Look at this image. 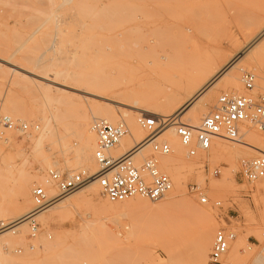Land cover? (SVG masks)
Here are the masks:
<instances>
[{
  "label": "rangeland",
  "instance_id": "rangeland-1",
  "mask_svg": "<svg viewBox=\"0 0 264 264\" xmlns=\"http://www.w3.org/2000/svg\"><path fill=\"white\" fill-rule=\"evenodd\" d=\"M263 24L264 0H0V59L36 74L76 69L98 74L109 71L111 74L104 72L102 75L131 78L144 94L152 95L162 90L157 94L158 98H165V101L169 98L166 103L174 105L167 113L170 118L184 117L189 119L184 122L191 124L197 109L205 110L203 118L214 109L222 92L231 91L225 84L232 75L240 77V90L235 93L244 92L242 70L255 72L264 87V56L259 69L250 63L248 52V43L252 44L253 40L252 46L255 45ZM244 34H249V38ZM96 45H102V48H96ZM193 75L194 79L189 80ZM189 87L194 89L188 93ZM10 89V74L0 73V105ZM205 91L208 93L201 101L202 97H198ZM11 92L10 95L16 94L10 100L12 116L39 124L38 132L41 123L31 118L42 116V111L36 109L37 106L42 109V101L23 88ZM84 96L79 93L75 105L81 107L84 104L82 107L90 111L89 105L93 104L87 101L88 96ZM62 108L65 110L62 109L59 124H55L43 150L37 153L32 151L31 143L36 131L30 134L10 131L13 155L8 165L0 162V264H193L196 242L206 220L215 221V232L219 227L236 233L245 229L249 231L247 240L251 248L258 252L264 249V228L261 226L264 212L261 202L255 198L257 182H247L238 173L242 158L260 154L249 148L233 173L236 186L225 189L219 184L223 171L231 169L229 160L216 155L215 158L209 152L207 161L203 162L202 154L189 157L183 146V162L190 165V169L181 173L182 197L179 199L192 202H179L176 210L168 215L154 216L136 229L129 226H133L129 219L112 218L110 222L112 215L98 214L79 192L80 188L63 197L70 199L71 207L63 212L53 209L42 212L37 217L38 232L35 237H30L29 229L23 231L18 227L20 219L26 215L21 211L17 197L22 179L37 174L46 178V171H41L43 160L57 158L62 164L65 160L73 161L81 142L85 113L81 110L69 112L67 106ZM248 129L264 138V131L255 127ZM29 135H33L31 140ZM245 140L243 136L241 141ZM228 144L235 146L231 141ZM111 154L118 156L112 151ZM174 156L173 147L171 154L160 156L161 167ZM216 167L220 168V175L213 174ZM163 170L168 172L166 166ZM194 183L210 199L222 200L223 207L202 203L199 195L189 189ZM98 199H104L100 192ZM258 206H261L260 210ZM193 207H200L207 213L195 212ZM245 210L251 213L250 218L246 217ZM86 220L102 221L108 229L88 228V234L83 237L85 240L81 239L80 227ZM57 234L66 236V249L56 252L45 249L42 236L51 242ZM167 250L176 256L175 262L164 263L168 260ZM235 262L264 264V257ZM221 264H224L223 258Z\"/></svg>",
  "mask_w": 264,
  "mask_h": 264
},
{
  "label": "bare ground",
  "instance_id": "bare-ground-1",
  "mask_svg": "<svg viewBox=\"0 0 264 264\" xmlns=\"http://www.w3.org/2000/svg\"><path fill=\"white\" fill-rule=\"evenodd\" d=\"M260 28L261 30L259 31V35L257 36L258 38L257 37H256L257 39L255 38L256 40L255 41L256 43L254 42L255 45L252 46L253 40L251 41L252 44L248 43L249 56L251 55L250 63L253 65L255 64L257 66L256 68H259L261 66V60L263 59V56H264L263 55L264 54V26H261ZM248 35L249 34L246 35L247 39L249 38ZM90 41L91 40H89V42ZM105 41L110 42L111 40L110 41L105 40ZM87 43L88 42H86V44ZM102 44L103 46H105L104 42H102ZM97 45H96V48H102L101 47L102 45H100V47L99 46L97 47ZM37 65L39 66L38 63ZM4 72H8L11 76V88L12 89L8 91L6 95V100L3 102L2 105H0L1 112L4 111V113L6 112L8 114H11V116L13 115L12 113L13 103L10 100H13L15 98L13 97V95L16 96V94L10 95V92L11 91L14 92V90H18L19 88L29 90L32 94H34L37 100L42 101L41 103L42 109H40L39 106H37L36 108L37 111H42L43 113L42 116L39 118L38 116L31 118V119L38 120L41 123L40 130L38 132L36 131L37 134L34 135L32 140L31 138L33 135H29V140H31V143L33 146L32 151H34L35 153L43 150L46 139L48 138L49 135H51V133H53L55 129L54 128L55 124H57L60 121L61 116H63L61 115V113L63 114L64 112V111L62 112V109L65 110L64 108H62L63 106H67L69 108V112L74 111V110H81L82 113H85L86 115L85 120L82 125V134L80 136L81 142L76 151L73 161L65 160L66 162L62 164V162H60L57 158L55 159L47 158L45 161L43 160L42 167H41V171H44V172L48 168H57L60 171H67V172L79 171L82 169L86 170L89 173H94L97 171L98 167L93 158V150L96 146V135L90 129V126L94 120L102 118V119H106L107 121L114 123L120 119L129 124V133H128L129 135H125L124 137H122L118 141V143L109 150L110 153L112 151V153L118 156H122L130 152L139 143L147 139V132L141 127L138 121V118L142 114L153 113V114L161 115L162 116L161 118L170 117L171 115L169 116V114L167 113L169 111V108H171V106H174V105L170 106L171 103L170 104L166 103L167 99L169 98H166V101H165V98L163 99L161 97L163 99L162 100L160 96L158 98L157 94L158 93L161 94L162 90L161 91L157 90V93H154V94L152 93V95L154 96L156 95L157 97L150 95L151 93L144 94L136 88L135 81L132 80L131 78L124 79L121 76L120 78L119 77L111 78V76L106 77V74H104L105 76L102 75L105 71L103 72L101 71L100 72L101 74H98L99 72H92V71H87V70L80 72V71H76L75 69V70H70V71L63 70L61 72H56V73L54 72V73H46V74H36L30 70L21 69L17 67L16 65H14L13 63L8 62L7 60L0 59V73H4ZM105 73H107L108 75L109 73L111 74V72L109 71L108 72L106 71ZM199 74H201L202 76L203 73L200 72ZM122 76L124 77V75ZM238 76L239 75L237 76L232 75L231 79L228 80L229 83L225 84L226 85L225 88H227L228 90L230 89L233 92H238L240 90V85H241L240 77ZM204 78L205 80L207 79L206 77ZM191 79L192 80L194 79V75L189 77V80ZM193 89L194 88L189 87V90L187 92L189 93V91H192ZM79 93L85 94L86 96H88L87 101L90 100V102L93 104V106L89 105L91 108L89 109L90 111H86L85 107L84 108L82 107L84 106V104H82L81 107L85 110H82L81 107H76L77 105H75V101L76 99L79 98ZM207 93L208 92L205 91L203 93V96L198 97V99L202 97L201 98V101H202V99H204L205 94ZM82 99H81V102H82ZM79 103H77L78 106L81 104ZM168 103H169V100H168ZM201 110L197 109L196 114L194 115L193 119H191V125L197 127L201 124L202 119H203L202 115H203V112L205 111L204 110L201 112ZM71 117H74V116H71ZM171 120L173 121L170 124L168 123L164 127L160 138H163L171 142L176 152V156H174L173 158H170L169 160H166V162L163 161L165 162L164 164L161 163L164 168L165 166L168 168V172L172 177V180H173L172 189L165 195L164 198L159 200V202L156 201L157 203L150 202L146 199H142L139 197L134 198V199H129V200H126L120 203H111L105 198L102 200L98 199V193L100 192V189L98 185L96 184V182L92 180L91 182L86 184L84 187H82L81 191L79 192L83 193V197L86 198L90 202V204L95 207V209L98 211L97 212L98 214L102 216L112 215L110 217L111 219L110 222L113 219H117V218L129 219L132 221L131 223H133V226L132 224L129 226H131L132 229L133 228L136 229L141 224L143 225L145 222H147V220L151 219L154 216L168 215L167 213H170L171 211L176 210L178 208L177 206L179 202L180 203L181 202L182 203L192 202V200L179 199L180 197H182L180 176L182 172H184L185 170L188 171L190 169V165H188L187 163L185 164L183 162L185 149L183 145L181 144V142L178 141L179 139L177 138V135L175 133V124L178 122H184L185 120L189 121V119H186L184 117L174 116L171 118ZM10 134H11L10 131H6L5 135L1 137L0 139V162L5 165L9 164L10 158L13 155L11 152L12 148L9 143L11 141L9 139ZM244 136L246 139L245 142L243 141L234 142L235 146H232L233 144L232 145L228 144V142L230 143V141L228 140L217 139L212 149L210 150L211 152L210 155L214 154V156L216 155L219 158L220 157L227 158L229 160L231 169L223 171L220 184L218 183L219 187L221 188L227 189V188H234L236 186V181H235V176H234L235 174L233 173L237 169L238 162L240 158L243 156L246 149L249 148L255 152L260 153V151L264 147V138L258 132L251 130V129H248V130L245 129ZM141 149H142L141 153H144L146 151L150 152L149 148L146 147V145H143ZM216 156L215 158H217ZM22 182H21L22 186L20 185L21 187L19 189V192L17 191L18 193L17 197H18L21 211H23L26 214L33 207V201L31 199V190L34 187L33 186L34 184H42L46 187L47 191L53 192L49 188L50 184L49 183L47 184L46 178L39 174L34 175L33 177L25 176V178L22 179ZM256 185L257 187H256V197L255 198L261 202L262 209L264 212V180L258 181ZM56 203H54L53 205H55ZM53 205H51L50 207H52ZM50 207H48L47 209L61 210L63 212L65 209L71 207V202H70V199L67 197V198H63L62 202L56 204L53 208H50ZM260 207L258 206L259 210L261 209ZM194 211L198 213H207L205 210H203L200 207L194 208ZM245 212H246V217L250 218L251 213L248 212L247 210H245ZM215 226L216 225H215L214 220H206L204 222V229L199 239L196 242V249L193 255V264H207L208 256H209V253L211 252V248L213 244ZM261 226L264 228V215H263ZM18 227L20 228V230L28 231L27 222L25 221V219H20ZM92 227H93L92 230H94V228H96V230L98 229V230H104V231L108 229L107 224H105L102 221L96 222V221L86 220L85 223L82 224L80 227L82 229L81 239H84L83 237L87 233L86 229L88 228L91 229ZM236 234H237V237L233 241L234 243H231L228 253L223 256L224 264H235L236 263L235 261L239 259H243V258H246L247 260H250V259L258 260L260 256L264 257V249L258 252L256 250H253L251 246L249 245V242L247 240L249 231H245V229H240L239 231H237ZM168 235L170 234L168 233ZM42 239L45 243L44 244L45 249L47 250L56 252L57 250L66 249L64 246L66 244V236L64 234H57L56 239L51 242L48 241V239L44 236H42ZM30 248L31 250H33L34 248L33 245ZM169 250L171 251L170 248ZM169 250H167L168 260L165 261L164 263H167V262L172 263V262H175L174 260H177L176 256L172 255ZM157 260L161 261V258H157Z\"/></svg>",
  "mask_w": 264,
  "mask_h": 264
},
{
  "label": "built area",
  "instance_id": "built-area-1",
  "mask_svg": "<svg viewBox=\"0 0 264 264\" xmlns=\"http://www.w3.org/2000/svg\"><path fill=\"white\" fill-rule=\"evenodd\" d=\"M242 71L243 93L222 92L214 109L205 114L197 127L185 122L175 124V133L187 149L189 157L202 154L201 160L206 162L216 139L241 142L244 129L255 127L264 131V87L260 85L259 76L255 72ZM138 121L147 132V139L122 156H114L109 150L129 133L128 124L122 120L113 123L106 119L92 122L90 129L96 135L93 150V158L98 167L96 172L89 173L84 169L73 172H63L57 168L46 170V182L53 192L47 191L42 184H36L32 188L33 207L24 216L30 237H35L38 232L40 223L37 216L41 212L92 180L98 185L100 194L111 203L138 197L156 202L165 197L173 187V180L162 169L160 156L171 154L173 147L169 141L160 137L164 127L173 120L155 114H142ZM38 129L37 123L0 112V139L5 131L16 130L30 134ZM143 145L150 152L141 153ZM220 173L219 167L213 171L214 175ZM238 173L250 183L264 180V149L257 156L242 158ZM189 189L199 195L202 203H211L215 208L223 207L222 200L210 199L198 184L190 185ZM236 237L237 234L232 229L219 227L214 235L209 264H221V259L228 253Z\"/></svg>",
  "mask_w": 264,
  "mask_h": 264
}]
</instances>
